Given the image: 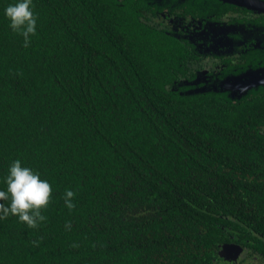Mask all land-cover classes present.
<instances>
[{"label": "trees", "instance_id": "1", "mask_svg": "<svg viewBox=\"0 0 264 264\" xmlns=\"http://www.w3.org/2000/svg\"><path fill=\"white\" fill-rule=\"evenodd\" d=\"M17 2L0 0V190L20 160L52 195L37 228L0 219V264H219L232 234L264 255V103L180 89L184 47L132 0H32L29 47Z\"/></svg>", "mask_w": 264, "mask_h": 264}, {"label": "flooded vegetation", "instance_id": "2", "mask_svg": "<svg viewBox=\"0 0 264 264\" xmlns=\"http://www.w3.org/2000/svg\"><path fill=\"white\" fill-rule=\"evenodd\" d=\"M132 1L147 23L184 47L182 74L174 81L180 89L211 88L232 103L259 99L264 103V8L256 6L264 0ZM230 238L219 246V264H233L229 260L244 252L264 262L260 252L233 241L238 235ZM226 249L236 256L226 260ZM254 261L241 262L259 264Z\"/></svg>", "mask_w": 264, "mask_h": 264}, {"label": "clouds", "instance_id": "3", "mask_svg": "<svg viewBox=\"0 0 264 264\" xmlns=\"http://www.w3.org/2000/svg\"><path fill=\"white\" fill-rule=\"evenodd\" d=\"M4 15L10 21L11 29L24 38L23 46L29 47L30 36L36 34L37 20L32 11V0H19L15 4L8 5ZM4 183L7 187L6 190H0V201H10V203L7 205L0 203V219L14 215L29 228H37L41 222L47 220V217L41 213L50 203L52 188L46 180L40 178L38 173H34L28 167H22L20 160H15L9 168ZM74 197L73 191L65 190L64 204L69 211L75 208ZM66 227L71 228L70 222L66 223ZM33 243L38 246L37 241Z\"/></svg>", "mask_w": 264, "mask_h": 264}, {"label": "rangeland", "instance_id": "4", "mask_svg": "<svg viewBox=\"0 0 264 264\" xmlns=\"http://www.w3.org/2000/svg\"><path fill=\"white\" fill-rule=\"evenodd\" d=\"M226 260H229V256H232V257H235V253H233V250L232 249H226ZM245 259V260H253L254 261V257H252L249 252H244V254H238L237 257L229 260L231 263L233 264H242V260ZM254 262L256 263H259V264H264V262H260L259 260H255Z\"/></svg>", "mask_w": 264, "mask_h": 264}, {"label": "water", "instance_id": "5", "mask_svg": "<svg viewBox=\"0 0 264 264\" xmlns=\"http://www.w3.org/2000/svg\"><path fill=\"white\" fill-rule=\"evenodd\" d=\"M246 4H247V1H246ZM248 4H249V2H248ZM247 4V5H248ZM261 4H262V2H260V3H256V6L258 7V8H264V3H263V5L261 6ZM217 90L216 89H211V88H207V89H202V88H198V89H192V90H189L188 92H190V93H192V92H195V93H197V92H216Z\"/></svg>", "mask_w": 264, "mask_h": 264}]
</instances>
